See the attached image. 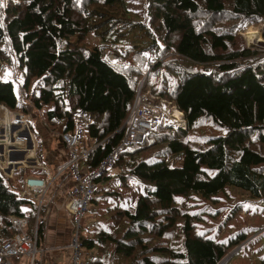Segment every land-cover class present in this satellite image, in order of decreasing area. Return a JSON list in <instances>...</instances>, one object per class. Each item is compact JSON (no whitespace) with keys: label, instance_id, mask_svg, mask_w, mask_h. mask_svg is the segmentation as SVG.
Masks as SVG:
<instances>
[{"label":"trees","instance_id":"obj_1","mask_svg":"<svg viewBox=\"0 0 264 264\" xmlns=\"http://www.w3.org/2000/svg\"><path fill=\"white\" fill-rule=\"evenodd\" d=\"M2 2L0 68L19 63L28 103L52 105L44 114L52 129L73 131L74 117L88 112L83 142L93 145L85 161L90 171L125 140L141 83V93L177 108L186 121V127L159 123L96 178L107 216L80 236L84 264H219L229 255L221 263L228 264L230 253L261 228L220 241L198 232L183 208L193 195L211 199L227 186L264 201V50L248 47L239 33L252 24L264 32V0H146L145 19L136 21L125 0ZM92 32L105 42L89 49ZM161 72L167 76L160 79ZM174 75L178 80L169 82ZM33 81L38 92L31 94ZM0 104L19 107L11 75L0 77ZM205 116L227 133L196 147L189 132ZM160 151L182 154L183 164L147 155ZM15 174L11 180L0 173V241L14 235L11 215L27 216L34 233L37 207L21 197L23 178L45 172L22 167ZM115 181L124 188L133 181L144 192L130 205L122 192L103 187ZM100 200L93 196L91 203Z\"/></svg>","mask_w":264,"mask_h":264},{"label":"rangeland","instance_id":"obj_2","mask_svg":"<svg viewBox=\"0 0 264 264\" xmlns=\"http://www.w3.org/2000/svg\"><path fill=\"white\" fill-rule=\"evenodd\" d=\"M127 7L130 9L129 13L133 16V20H144L146 16V0H125ZM122 13V10H120ZM261 24L259 25H248L244 26L239 30L241 36L244 37L248 47L258 48L264 50V32L261 30ZM250 32L253 35H250ZM135 34V31H133ZM139 39H144V34L139 32ZM124 38V37H122ZM134 39V36H133ZM104 39L97 36L96 33L92 32L87 37V46L89 49L95 46H101L104 43ZM154 67V66H153ZM2 68V67H1ZM0 77L5 78L8 75L12 76V80L15 84V90L19 97V103L23 104L29 101L27 98V93L23 84L25 82L24 69L20 67L19 63L16 61L14 64L10 65L9 68L1 69ZM161 72V76H162ZM169 75V74H168ZM167 76V75H166ZM166 76L160 77V79ZM169 82H175L178 80V76L174 75L169 77ZM29 93L38 92L36 87V82L33 81L30 84ZM52 107L51 104H45L41 108L34 106V108H29V112L25 114L27 120H31L34 117V124L38 125V120L43 117L48 109ZM1 114L5 111L4 105L0 107ZM173 108V109H170ZM170 111L176 110L177 108L170 107ZM178 110V109H177ZM33 114V115H32ZM6 122L7 118L5 117ZM5 122V123H6ZM6 125V124H5ZM4 125V126H5ZM47 127V126H46ZM8 129V128H7ZM9 135H6L12 141V146H14L15 137L13 135V128H9ZM227 133V128L218 124L213 118L205 116L201 122L190 130L189 136L190 140L193 141V145L197 147L199 143L205 141L210 137L222 136ZM4 144L7 142L0 141ZM142 143V142H141ZM6 144L4 147L0 146V153L4 152ZM207 143H202L201 147H206ZM14 148V147H13ZM163 149V148H162ZM165 150V149H163ZM147 155L155 160L168 161L172 166L179 167L183 164V155L177 153H166V152H151ZM22 154L13 153L12 157L17 160H22ZM42 153L37 158H40ZM20 157V158H17ZM84 164H82L83 166ZM120 182H112L109 190L120 191L125 197V201L128 204L136 202V200L144 192V188H135V182L131 181L130 188L120 187ZM137 185V184H136ZM96 191L102 192L101 186L98 185ZM97 200L103 199L99 195L95 194ZM121 201V200H120ZM113 203V202H112ZM111 203V204H112ZM187 207L183 208L186 213L193 216L192 223L194 224L196 230L200 233H205L206 235L217 238L220 241H227L230 237L237 233L252 232L254 233L256 229L261 228L256 234L249 238L248 241L241 244L239 247L235 248L231 253L234 255L229 259L228 264H261L264 259V201L261 199L250 198L247 191L240 189L235 186H227L224 191H221L216 196L211 199L204 198L200 194L193 195L190 199L185 201ZM91 205V204H90ZM92 209H90L86 216L82 219V233L89 234L91 229L89 227L94 226L97 222H100L107 215L104 214L106 205L103 204V200H100L99 205L92 202ZM52 206L49 201L46 202L47 209ZM182 206V205H181ZM27 207H25L26 209ZM187 219V218H184ZM255 229V230H254ZM173 241V240H170ZM171 245V242L168 243ZM239 249V250H238ZM238 250V252H235Z\"/></svg>","mask_w":264,"mask_h":264},{"label":"built area","instance_id":"obj_3","mask_svg":"<svg viewBox=\"0 0 264 264\" xmlns=\"http://www.w3.org/2000/svg\"><path fill=\"white\" fill-rule=\"evenodd\" d=\"M154 53V50H151ZM154 60L150 58L147 67L152 69ZM142 83L139 85L137 95L128 117L129 128L125 140L115 149L109 157L94 171L83 175L79 170L81 161L88 160L92 142L84 144L83 139L88 123L91 122L87 111H83L74 117L75 129L62 133V139L68 147L71 155L70 165L76 175V183L69 193V209L72 211L75 220L74 235L72 239L73 259L71 264H84L80 236L82 234V219L86 216L91 200L98 187L96 178L105 171L109 174L118 155L133 143H141L145 137L155 129L159 123H176L179 127H186V121L180 110H172L165 105L158 103L155 98L148 94L141 93ZM5 107V106H4ZM170 108V109H169ZM21 123L25 122L23 115H19ZM27 126V123L25 124ZM11 124L5 125L10 128ZM15 137V136H14ZM8 138V136H6ZM64 168H60L58 175L63 174ZM53 175L48 172L45 177H28L25 181L26 189L21 193L23 198H32L37 204V215L34 233L30 230V220L27 216L11 215L10 225L14 230V235L5 237L0 242V264H21L23 258L28 260V264H42L37 257L39 252L38 240L40 224L44 218L41 215L44 198L49 186L53 182ZM112 182L103 185L109 188Z\"/></svg>","mask_w":264,"mask_h":264},{"label":"crops","instance_id":"obj_4","mask_svg":"<svg viewBox=\"0 0 264 264\" xmlns=\"http://www.w3.org/2000/svg\"><path fill=\"white\" fill-rule=\"evenodd\" d=\"M24 104L25 103H19V107L13 110L5 106V111L2 112L3 114L0 113V141H5L6 135L10 133L8 132L9 128L7 129L3 126L4 116L7 118V122L5 119L6 123H4V125L10 123V128H13V135L15 136L14 146L10 145L13 140H10L9 137L6 138L7 142L5 143L4 152L0 153V173L11 180L16 179L15 172L22 167L43 168L45 174L39 177L47 176L48 172L52 173L54 179L44 198L42 209L45 208V210L43 214L41 209V215L44 218L42 223H44V226L40 242L38 240L39 252L37 253V257L42 264H71L73 259L72 239L75 220L72 211L69 209L68 203L70 201L69 193L76 183V175L72 166L69 164L71 161L70 151L62 139L64 130L62 127L52 129L45 121L44 114L43 117L38 120V125L34 124V117L32 121L27 120L25 114L30 111V107L34 108V105L28 103V108L26 110L23 107ZM1 110L0 108V112ZM19 115H23L25 122H19ZM26 123L27 126L25 125ZM27 129L31 132L32 140L30 139ZM86 141H88V144L91 142L90 140ZM5 144L0 142V146L2 147H4ZM13 153L22 154V160L19 161L14 159L12 157ZM40 153H42V156L37 158ZM82 164L84 165L82 166ZM61 167L64 168V172L60 176H57ZM79 170L83 175H87L90 172L85 161L80 162ZM112 173H116V170ZM35 176L37 175L30 174L23 178L24 189L21 193L26 189V179ZM99 185L101 186L102 183ZM119 185L122 187L121 183ZM48 201L52 203V206L47 209L46 202ZM34 203L36 204L35 201ZM90 204L89 210L93 207L92 203ZM89 228L92 230V227ZM89 253V257L94 255V250ZM28 262L26 258H23L20 263L28 264Z\"/></svg>","mask_w":264,"mask_h":264},{"label":"water","instance_id":"obj_5","mask_svg":"<svg viewBox=\"0 0 264 264\" xmlns=\"http://www.w3.org/2000/svg\"><path fill=\"white\" fill-rule=\"evenodd\" d=\"M1 105L2 104H0V107H1ZM3 106V105H2ZM4 123H5V116H4V118H3V126H4ZM27 132H28V134H29V136H30V139L32 140V137H31V132H30V130L29 129H27ZM3 134H4V130H3ZM229 257V255H227L225 258H223V260L219 263V264H221V263H223V262H225L226 260H227V258Z\"/></svg>","mask_w":264,"mask_h":264},{"label":"snow or ice","instance_id":"obj_6","mask_svg":"<svg viewBox=\"0 0 264 264\" xmlns=\"http://www.w3.org/2000/svg\"><path fill=\"white\" fill-rule=\"evenodd\" d=\"M3 6V2H2V0H0V7H2Z\"/></svg>","mask_w":264,"mask_h":264},{"label":"bare ground","instance_id":"obj_7","mask_svg":"<svg viewBox=\"0 0 264 264\" xmlns=\"http://www.w3.org/2000/svg\"><path fill=\"white\" fill-rule=\"evenodd\" d=\"M250 35L252 36V35H253V33H252V32H250Z\"/></svg>","mask_w":264,"mask_h":264}]
</instances>
